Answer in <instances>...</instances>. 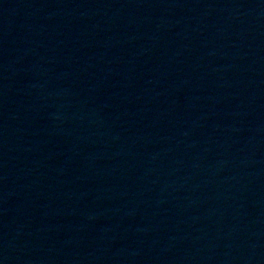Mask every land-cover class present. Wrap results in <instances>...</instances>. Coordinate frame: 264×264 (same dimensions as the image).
Wrapping results in <instances>:
<instances>
[{"label": "water", "instance_id": "1", "mask_svg": "<svg viewBox=\"0 0 264 264\" xmlns=\"http://www.w3.org/2000/svg\"><path fill=\"white\" fill-rule=\"evenodd\" d=\"M0 264H264V0H0Z\"/></svg>", "mask_w": 264, "mask_h": 264}]
</instances>
